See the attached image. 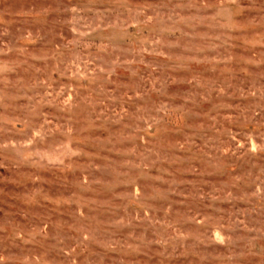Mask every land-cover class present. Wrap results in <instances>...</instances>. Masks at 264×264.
Masks as SVG:
<instances>
[{"label":"rangeland","instance_id":"1","mask_svg":"<svg viewBox=\"0 0 264 264\" xmlns=\"http://www.w3.org/2000/svg\"><path fill=\"white\" fill-rule=\"evenodd\" d=\"M0 264H264V0H0Z\"/></svg>","mask_w":264,"mask_h":264}]
</instances>
